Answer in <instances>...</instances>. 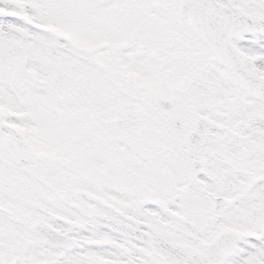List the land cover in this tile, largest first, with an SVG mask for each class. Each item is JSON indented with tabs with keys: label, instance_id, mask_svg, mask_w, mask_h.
Returning <instances> with one entry per match:
<instances>
[{
	"label": "snow or ice",
	"instance_id": "6c2138e0",
	"mask_svg": "<svg viewBox=\"0 0 264 264\" xmlns=\"http://www.w3.org/2000/svg\"><path fill=\"white\" fill-rule=\"evenodd\" d=\"M0 264H264V0H0Z\"/></svg>",
	"mask_w": 264,
	"mask_h": 264
}]
</instances>
